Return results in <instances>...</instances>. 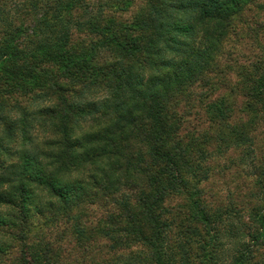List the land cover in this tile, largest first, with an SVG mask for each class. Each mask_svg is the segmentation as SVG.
Returning a JSON list of instances; mask_svg holds the SVG:
<instances>
[{
    "label": "trees",
    "instance_id": "16d2710c",
    "mask_svg": "<svg viewBox=\"0 0 264 264\" xmlns=\"http://www.w3.org/2000/svg\"><path fill=\"white\" fill-rule=\"evenodd\" d=\"M1 1L0 264L9 249L7 264H264V44L236 83L211 79L255 0H145L130 17L132 0ZM196 86L228 90L199 128ZM231 150L256 178L247 210L201 188Z\"/></svg>",
    "mask_w": 264,
    "mask_h": 264
},
{
    "label": "rangeland",
    "instance_id": "374dc122",
    "mask_svg": "<svg viewBox=\"0 0 264 264\" xmlns=\"http://www.w3.org/2000/svg\"><path fill=\"white\" fill-rule=\"evenodd\" d=\"M21 1L23 0H3L1 3L5 4L7 8L10 6V10L12 11V7L16 6V4ZM99 1L100 0H89L91 3L90 6H92V4H98ZM144 1L145 0H132V7L130 8L129 13L126 14V17L132 16L137 11V7L142 5ZM242 11V17L244 18L243 22L246 23V25L239 24L237 26L238 28H233V31L228 33V39H226L222 49L223 54L217 59V67H219L223 73L217 74L215 72L211 76V79L213 78L220 83H236L239 80L237 75L239 67H245L246 69L251 68L253 61L255 60V57L251 55V52H258V43L260 45L264 44V0H255L254 4L247 5ZM18 15L20 18H23L19 13ZM255 30H257L256 43L253 41V32ZM235 32L236 34H234ZM212 88L214 87H209L207 89L196 86L191 90V99H189V102L187 103L188 107H186L191 116H187L184 119V122H187V125L190 124L197 128L201 127L204 121L206 122L204 117V105L213 99L228 94V90L224 87H219L214 91H212ZM241 100L240 96L235 97L236 107L234 108V117L236 119L241 118V115L244 114L241 111ZM248 118V116L242 117L245 121L248 120ZM253 132L255 135L256 148L254 151L255 159L253 162L259 159L258 162L256 161L257 164L264 163V115L260 116ZM239 154V152L231 150L228 153L222 154L220 159L214 161L213 166L217 167L215 169L216 173L210 182L201 186L206 195L205 198L207 201L215 200L216 202V200H218L221 204H226L227 202L232 201L237 207L240 205L243 210L249 208L250 205H247L250 200L248 196L255 192L254 189H250L251 186L254 185L252 181L256 179L255 175H249L250 169L242 170V173L240 170L229 169L230 166H228V160H236ZM89 209L94 212L95 218L101 217V209L95 207ZM90 220L91 224H94L95 219ZM104 243H102V245H104ZM7 253L8 256L5 257V261L4 256L1 257L3 264L9 262L10 249ZM100 256V258L104 257L103 254ZM31 261L32 264H35V261ZM63 264H66V261H64Z\"/></svg>",
    "mask_w": 264,
    "mask_h": 264
}]
</instances>
